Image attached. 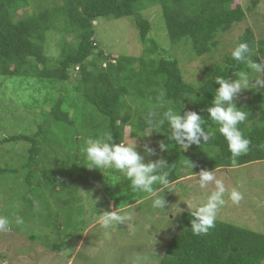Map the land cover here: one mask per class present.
<instances>
[{
    "label": "trees",
    "instance_id": "16d2710c",
    "mask_svg": "<svg viewBox=\"0 0 264 264\" xmlns=\"http://www.w3.org/2000/svg\"><path fill=\"white\" fill-rule=\"evenodd\" d=\"M153 4L160 6L170 43L187 45L189 56H201L216 49L221 42L219 35L245 17L241 0H57L51 4L48 0H0V78L34 77L35 89L43 92L39 107L46 110L44 123L49 124L33 136L21 134L0 140H21L30 145L28 169H32V160L38 156L36 136L40 133L43 138L53 135L59 140L61 134L70 131V143L65 142L68 147L79 148L88 137L99 138L105 132L113 135L114 142L123 143L126 126L131 137L145 138L138 136L147 135L146 130L151 131L147 121L156 119L149 112L154 109L162 112L168 107L181 109V115L186 111L197 112L204 118L206 130L215 132L208 143L189 147L188 152L168 141L167 125L160 132H150L148 138L169 143L162 158L171 166V184H180L179 177L192 175L191 171L198 173L201 169L229 168L264 160V90L246 92L248 100L242 106L249 116L240 128L251 143L248 153L233 164L219 126L208 119L206 110L218 87L215 78L231 77L244 65L232 60L231 50L224 52L220 63L206 67L197 83L185 80L178 59L161 52L159 44L148 37L151 20L142 14V9ZM19 5L24 6L22 14ZM132 15L143 51L135 56H112L94 38L93 21ZM51 42L58 47L57 56L47 53ZM239 42H247L254 55L264 57V36L256 39L251 28L238 36L234 47ZM72 71H77V77L72 76ZM52 80L58 82L57 98L50 88ZM242 96L243 93L237 106ZM99 117L102 119L98 120ZM52 125L58 131L52 130ZM47 131L50 133L45 134ZM186 159L196 166L190 170ZM66 170L73 173L72 167ZM4 172L5 169H0V173ZM83 173L81 179L86 177L95 184H104L101 180L104 171L85 167ZM35 175L30 170L23 183L27 205L34 213L37 212L34 200L42 198L43 186ZM43 177L44 182L52 184V178ZM120 179L122 184L127 181L123 175ZM191 212L185 210L180 214L177 232L165 243L157 264H263L264 234L216 219L215 228L207 235L194 236L190 229ZM62 246L63 242L50 243L53 250Z\"/></svg>",
    "mask_w": 264,
    "mask_h": 264
},
{
    "label": "rangeland",
    "instance_id": "374dc122",
    "mask_svg": "<svg viewBox=\"0 0 264 264\" xmlns=\"http://www.w3.org/2000/svg\"><path fill=\"white\" fill-rule=\"evenodd\" d=\"M48 1L51 4L57 0ZM241 4L245 9L244 19L219 35L218 40L223 43L201 56H189L188 46L182 42L170 43L159 5L143 7L142 14L151 20L148 37L159 44L161 52L178 59L185 80L197 83L204 76L202 72L206 67L220 63L224 52L229 53L233 49L238 36L246 28L253 30L256 39L264 36V0H241ZM18 7L22 8V14L24 6ZM67 38L70 39L69 36ZM94 38L112 56H135L144 48L133 15L98 18ZM57 48L51 42L47 53L57 56ZM165 57L169 58V55ZM72 76L77 77V71H72ZM1 78L0 140L21 134L33 136L39 128L47 129L49 124L44 123L46 110L44 106L39 107L43 92L35 89L37 80L34 77ZM50 83L54 98H57L58 82L52 80ZM68 90H71L70 86ZM245 100L248 96L243 92L240 106ZM88 111L92 112L90 108ZM101 119L99 117L98 120ZM42 123L45 125H40ZM51 129L58 131L54 125ZM146 132L148 134L150 130ZM69 137L70 131L61 134L59 140L53 135L43 138L42 133L38 134L36 144L39 152L32 160V169L26 165L30 159L28 143L21 140L0 142V169H5L0 173V215H7L12 221L8 232H0V264H157L165 243L177 232L180 214L185 210L195 211L206 199V193L196 187L195 177L183 174L185 177L180 184L176 182L162 190L166 191L163 195L170 206L169 211L175 215L176 204L183 209L179 215L169 213L167 217L166 212L152 207V197L133 192L128 180L122 184V174L109 173L107 176L104 172L101 180L106 187L102 182L95 184L89 178L81 179L86 166L80 152L83 144L79 148L68 147L65 142L70 143ZM122 137L123 143L134 139L136 150L141 154V146L145 143L155 150V155L147 157L145 162L162 158L163 151L158 147L162 140L148 138L150 133L147 138H133L126 126ZM70 167L73 173L67 172ZM30 170L43 182L42 198L34 200L36 213L28 207V198L23 194L26 189L24 179ZM213 172L226 187L225 204L218 209L217 219L264 234V160L216 168ZM43 175L52 178L51 185L44 182ZM234 188L243 196L238 204L229 199ZM97 198L94 209L91 199ZM112 209L127 215L128 219L118 227L104 230L99 226L97 212ZM16 216L22 218V224L15 223ZM55 242H63L60 250L50 247V243L53 245Z\"/></svg>",
    "mask_w": 264,
    "mask_h": 264
},
{
    "label": "clouds",
    "instance_id": "9594fccd",
    "mask_svg": "<svg viewBox=\"0 0 264 264\" xmlns=\"http://www.w3.org/2000/svg\"><path fill=\"white\" fill-rule=\"evenodd\" d=\"M97 20L93 21V25H96ZM253 57L262 62L257 63V59L254 60ZM231 58L238 64H243L244 67L234 72L231 77L217 76L215 78V84L218 87L214 91L211 106L206 111L208 119L219 126L218 131L225 139L232 162L235 164L238 157L248 153L251 143L240 128V125L247 120L249 112L244 106H237V97L243 92L264 90V57L254 55L253 49L247 42H239L232 49ZM163 96L162 92L161 99ZM180 112L181 109L175 110L172 107L162 112L158 109L150 111V116L156 117L155 120L147 121L151 128L150 132H160L161 128L167 125L170 133L167 137L168 141L182 150L201 146L215 137L213 130H206L205 120L197 112L186 111L183 115ZM136 147L134 139H129L127 143H116L113 135L105 132L99 138L88 137L80 148V152L85 158L87 169L122 174L130 182L133 192L144 193L153 198V208L166 212L167 217L169 213L173 216L179 215L183 209L176 204L175 215L169 211L170 206L163 195L166 191H162L171 184L169 179L171 166L163 158L145 162L147 157L155 155V150L145 143L141 146L143 148V154H141ZM158 147L161 151L167 152L169 143L161 142ZM187 164L190 170L196 166L188 160ZM191 174L196 179V187L206 193V199L191 212L190 229L194 236H203L216 226L218 209L225 204L226 187L222 180L217 179L213 170L201 169L198 173L191 171ZM183 177L185 176L181 175L178 182ZM98 199H91L94 209ZM229 199L232 203L238 204L243 196L234 188L229 193ZM113 209L97 212L100 228L110 230L126 222L128 216ZM11 223L7 215H0V232H8ZM15 223L22 224V218L16 216Z\"/></svg>",
    "mask_w": 264,
    "mask_h": 264
}]
</instances>
